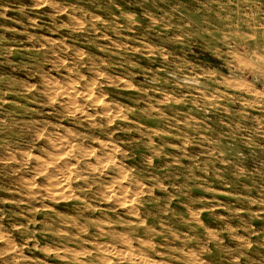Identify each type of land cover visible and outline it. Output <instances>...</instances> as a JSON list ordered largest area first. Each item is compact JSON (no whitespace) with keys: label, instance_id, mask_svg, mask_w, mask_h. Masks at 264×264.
Returning <instances> with one entry per match:
<instances>
[{"label":"rangeland","instance_id":"obj_1","mask_svg":"<svg viewBox=\"0 0 264 264\" xmlns=\"http://www.w3.org/2000/svg\"><path fill=\"white\" fill-rule=\"evenodd\" d=\"M263 41L264 0H0V264H264Z\"/></svg>","mask_w":264,"mask_h":264},{"label":"bare ground","instance_id":"obj_2","mask_svg":"<svg viewBox=\"0 0 264 264\" xmlns=\"http://www.w3.org/2000/svg\"><path fill=\"white\" fill-rule=\"evenodd\" d=\"M226 2V1H225ZM163 8V7H162ZM241 13V12H240ZM203 16V15H202ZM241 16V15H240ZM205 18V17H204ZM251 18V17H250ZM249 18V19H250ZM228 19V18H227ZM205 22V21H204ZM177 23V22H176ZM27 24V23H26ZM219 24V23H218ZM224 25V24H223ZM201 26V25H200ZM179 29V28H178ZM105 33V32H104ZM264 42V41H263ZM161 43V42H160ZM91 52V51H90ZM70 54V53H69ZM238 57V56H237ZM123 58V57H122ZM87 61V60H86ZM244 61V60H243ZM248 64V63H247ZM241 65V64H240ZM244 65V64H242ZM239 66V65H238ZM78 70V69H77ZM55 72V71H54ZM122 77V76H121ZM150 79V78H149ZM61 81V80H60ZM244 82V81H243ZM75 83V82H74ZM86 83V82H85ZM148 84V82H147ZM53 85V84H52ZM34 86V85H33ZM242 86V85H241ZM55 88V87H54ZM69 92V91H68ZM259 93V92H258ZM165 96V95H164ZM74 99V98H73ZM98 99V98H97ZM53 100V99H52ZM68 100V99H67ZM107 100V99H106ZM99 101V100H98ZM102 101V100H101ZM89 102V101H88ZM174 103V102H173ZM80 105V104H79ZM130 105V104H129ZM42 107V106H41ZM75 107V106H74ZM162 107V106H161ZM176 107V106H175ZM68 109V108H67ZM70 110V109H69ZM173 111V110H172ZM93 113V112H92ZM96 113V112H95ZM121 113V112H120ZM114 114V113H113ZM168 114V113H167ZM56 115V114H55ZM47 120V119H46ZM103 121V120H102ZM127 121V120H126ZM76 123V122H75ZM36 125V124H35ZM166 125V124H165ZM172 125V124H171ZM182 126V125H181ZM34 127V126H33ZM171 130V129H170ZM55 131V130H54ZM187 132V131H186ZM56 135V134H55ZM58 135V134H57ZM248 135V134H247ZM73 137V136H72ZM31 138V137H30ZM101 138V137H100ZM117 139V138H116ZM175 141V140H174ZM98 142V141H97ZM27 143V142H26ZM51 143V142H50ZM7 144V143H6ZM71 145V144H70ZM34 146V145H33ZM83 148V147H82ZM128 149V148H127ZM22 152V151H21ZM61 155V154H60ZM195 155V154H194ZM50 158V157H49ZM47 160V159H46ZM53 160V159H52ZM55 162V161H54ZM66 162V161H65ZM60 163V162H59ZM62 163V162H61ZM130 163V162H129ZM50 164V163H49ZM192 164V163H191ZM210 164V163H209ZM55 165V164H54ZM78 165V164H77ZM56 166V165H55ZM234 166V165H233ZM7 167V166H6ZM18 167V166H17ZM123 167V166H122ZM59 168V167H58ZM32 169V168H31ZM59 170V169H58ZM57 171V170H56ZM60 171V170H59ZM166 171V170H165ZM182 171V170H181ZM186 172V171H185ZM155 173V172H154ZM26 174V173H25ZM60 174V173H59ZM45 175V174H44ZM67 175V174H66ZM60 176V175H59ZM58 176V177H59ZM212 176V175H211ZM248 176V175H247ZM26 178V177H25ZM33 178V177H32ZM264 178V177H263ZM54 181V180H52ZM50 181V182H52ZM67 181V180H66ZM214 181V180H213ZM61 183V182H60ZM175 183V182H174ZM199 183V182H198ZM59 184V182H58ZM65 184V183H64ZM246 184V183H245ZM62 185V184H61ZM68 185V184H67ZM204 185V184H203ZM258 185V184H257ZM60 186V185H59ZM85 186V185H84ZM264 186V185H263ZM1 189V188H0ZM47 189V188H46ZM54 189V188H53ZM97 189V188H96ZM107 189V188H106ZM146 190V189H145ZM186 190V189H185ZM246 190V189H245ZM178 191V190H177ZM239 191V190H238ZM2 192V191H1ZM155 193V192H154ZM36 194V193H35ZM52 194V193H51ZM131 194V193H130ZM71 196V195H70ZM134 196V195H133ZM253 196V195H252ZM6 197V196H5ZM195 197V196H194ZM62 200V199H61ZM113 204V203H112ZM135 205V204H134ZM222 205V204H221ZM54 209V208H53ZM48 212V211H47ZM249 212V211H248ZM113 213V212H112ZM162 213V212H161ZM90 217V216H89ZM163 217V216H162ZM20 218V217H19ZM155 218V217H154ZM137 220V219H136ZM251 220V219H250ZM79 223V222H78ZM188 225V224H187ZM241 226V225H240ZM251 231V230H250ZM96 235V234H95ZM145 236V235H144ZM17 237V236H16ZM26 237V236H25ZM167 238V237H166ZM126 239V238H125ZM13 240V239H12ZM251 240V239H250ZM258 241V240H257ZM178 242V241H177ZM23 244V243H22ZM172 245V244H171ZM75 247V246H74ZM145 249V248H144ZM162 249V248H161ZM18 250V249H17ZM120 251V250H119ZM162 251V250H161ZM114 253V252H113ZM122 253V252H121ZM255 253V252H254ZM136 257V256H135ZM135 259V258H134ZM243 259V258H242ZM142 260V258H140ZM95 262V261H94ZM213 263V262H212Z\"/></svg>","mask_w":264,"mask_h":264}]
</instances>
